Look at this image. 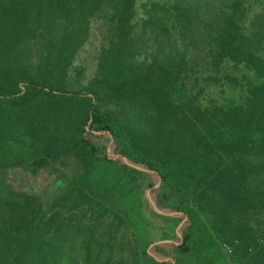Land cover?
<instances>
[{"label": "trees", "instance_id": "obj_1", "mask_svg": "<svg viewBox=\"0 0 264 264\" xmlns=\"http://www.w3.org/2000/svg\"><path fill=\"white\" fill-rule=\"evenodd\" d=\"M263 2L0 0V264H264Z\"/></svg>", "mask_w": 264, "mask_h": 264}, {"label": "rangeland", "instance_id": "obj_2", "mask_svg": "<svg viewBox=\"0 0 264 264\" xmlns=\"http://www.w3.org/2000/svg\"><path fill=\"white\" fill-rule=\"evenodd\" d=\"M143 1L144 0H138V2ZM229 1L230 0H201V3L203 4L202 15L207 16L209 13L218 11L221 6L225 5ZM263 1L264 0H261V2ZM261 6L264 10V2L260 6H257V8ZM107 32L108 26L105 20L99 17L92 20L89 39L78 52L74 61L75 67L83 69L84 81L89 79L95 71L99 50L106 44ZM50 175L51 174L46 171H41L40 175L33 179V182L29 183L30 188L34 191H41L46 188V185L51 178ZM13 176V180H15L18 187L28 183L27 175L21 171H14Z\"/></svg>", "mask_w": 264, "mask_h": 264}, {"label": "water", "instance_id": "obj_3", "mask_svg": "<svg viewBox=\"0 0 264 264\" xmlns=\"http://www.w3.org/2000/svg\"><path fill=\"white\" fill-rule=\"evenodd\" d=\"M106 136H108V135H106ZM110 140H111V138H110ZM111 143H112V141H111ZM114 149H115V147H114V145H112V147L110 149V152H109V154H110V156H111L112 159H120V161L122 163H124V164H126L128 166H131L133 168H136V169H138V170H140V171H142V172H144V173H146L148 175H151V177H153V179H154V187L152 189L151 194L148 197V202H149V205L151 206V208L154 209V210H156V211H160L162 213H165V214H168L170 216H173V217H181L180 214H178V213H176V212H174L172 210L165 209V208H162V207H158L156 205V203H155V201L153 199V193H155L158 190V188H159V185H160L159 179L155 175H153L152 172L149 169H147L146 167H143L141 165H138V164H136V163H134V162L126 159L125 157L116 155L114 153ZM184 227H185V224L184 223H181L180 226H179V228H178V231H177L176 240L174 241L173 245H171V247H174V246H176L179 243L180 238H181V233H182V230H183ZM156 244H160V243L153 244L152 245V248H154ZM165 260H168V261L171 262V264H174V261L173 260H169V259H165Z\"/></svg>", "mask_w": 264, "mask_h": 264}, {"label": "crops", "instance_id": "obj_4", "mask_svg": "<svg viewBox=\"0 0 264 264\" xmlns=\"http://www.w3.org/2000/svg\"><path fill=\"white\" fill-rule=\"evenodd\" d=\"M176 240V239H175ZM173 245V244H172Z\"/></svg>", "mask_w": 264, "mask_h": 264}]
</instances>
